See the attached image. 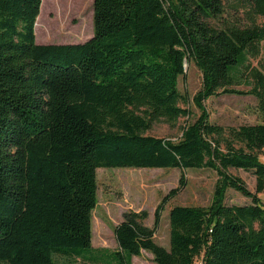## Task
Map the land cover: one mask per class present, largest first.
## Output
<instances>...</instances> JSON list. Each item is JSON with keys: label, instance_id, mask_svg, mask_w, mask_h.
<instances>
[{"label": "trees", "instance_id": "16d2710c", "mask_svg": "<svg viewBox=\"0 0 264 264\" xmlns=\"http://www.w3.org/2000/svg\"><path fill=\"white\" fill-rule=\"evenodd\" d=\"M241 1L264 17V0ZM47 6L85 25L93 9V37L37 44L54 29ZM223 13L224 0H0V264H132L143 251L156 264H264V120L225 129L202 115L178 142L146 136L189 115L179 79L192 62L203 74L198 106L252 74L264 119V75L250 66L264 25L212 27ZM124 168L219 179L209 207L170 210L169 250L155 235L185 177L152 228L148 212H127L117 250L95 249L97 171ZM231 169L251 172L256 192ZM229 189L250 203L228 205Z\"/></svg>", "mask_w": 264, "mask_h": 264}, {"label": "rangeland", "instance_id": "374dc122", "mask_svg": "<svg viewBox=\"0 0 264 264\" xmlns=\"http://www.w3.org/2000/svg\"><path fill=\"white\" fill-rule=\"evenodd\" d=\"M44 17L47 23L52 22L54 29L52 34L46 37L50 40L36 38L37 44H79L93 37V9L87 25L81 23L78 18L68 19L65 14L60 15L50 10L48 6ZM209 23L217 29L233 24L243 27L261 26L264 25V17L255 15L246 2L224 0L223 15L220 19L210 20ZM254 53V56H250V66L264 75V42ZM254 84L253 75L248 74L242 84L229 89L232 92L221 90L218 95L198 106L196 96L200 94L203 86V74L193 62L186 64L185 75L179 79V90L184 97L180 107L189 111V115L181 117L175 124L165 121L156 123L146 132V136L178 142L182 139L187 126L194 124L202 115H206L210 123L225 129L262 123L264 119L259 101L257 97L248 94ZM260 160L264 162V153L260 155ZM230 173L240 177L251 192H256V179L251 172L231 169ZM182 177L186 179L185 188L165 204L155 235L156 243L167 250L170 249V210L175 206L209 207L219 179L217 173L210 169H99L98 203L92 219L93 247L109 252L117 250L114 230L127 212H148L144 224L152 228L156 209L165 197L180 187ZM259 197L264 205V193ZM226 202L228 205L241 206L249 204L250 199L234 189H229ZM132 264L156 263L152 254L143 251L140 257H133Z\"/></svg>", "mask_w": 264, "mask_h": 264}, {"label": "water", "instance_id": "95a60500", "mask_svg": "<svg viewBox=\"0 0 264 264\" xmlns=\"http://www.w3.org/2000/svg\"><path fill=\"white\" fill-rule=\"evenodd\" d=\"M186 66V65H185Z\"/></svg>", "mask_w": 264, "mask_h": 264}]
</instances>
